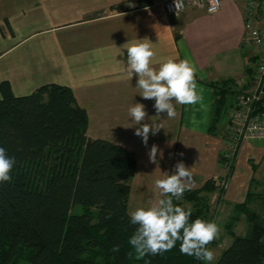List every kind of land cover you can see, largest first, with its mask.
Instances as JSON below:
<instances>
[{"label":"crops","instance_id":"crops-1","mask_svg":"<svg viewBox=\"0 0 264 264\" xmlns=\"http://www.w3.org/2000/svg\"><path fill=\"white\" fill-rule=\"evenodd\" d=\"M164 1L140 6L139 0H0V82L8 80L16 95L45 83L70 86L88 111V136L121 144L138 157L136 172L128 180L129 210L148 203L160 171L171 174L182 161L191 168L192 188L209 179L224 185L221 200L219 188L203 194L211 206L216 202L222 207L220 216L228 210L232 215L249 190L264 191V144L243 140L232 174L221 181L227 174L221 155L228 150L225 131L230 121L227 115L216 132H210V83L246 77L251 57L243 43L247 0H222L214 13L188 7L176 15L167 13ZM136 39L152 43L154 66L163 57L189 60L202 99L175 105L174 118L166 113L155 117V101L144 100L136 87L138 76L130 80L126 73L123 45ZM137 102L145 105V123L155 120L163 126L149 134L147 147L135 135L139 125L128 112ZM153 144L158 146V164L149 161Z\"/></svg>","mask_w":264,"mask_h":264},{"label":"trees","instance_id":"trees-1","mask_svg":"<svg viewBox=\"0 0 264 264\" xmlns=\"http://www.w3.org/2000/svg\"><path fill=\"white\" fill-rule=\"evenodd\" d=\"M150 4L152 0H139L140 6ZM245 71L243 85L235 78L210 83V132H216L253 85L254 69L247 65ZM0 92V147L16 160L11 181L0 183V264L23 260L29 264H206L181 254L179 241L171 251L136 258L128 242L136 226L127 213L128 180L136 172L138 157L121 144L88 136V111L70 86L51 82L16 95L11 83L3 80ZM255 106L264 112V98ZM237 148L232 156L221 155L227 166L222 182L232 174ZM218 188L221 200L224 185L209 179L185 191L174 204L187 209L184 202L191 203L190 222L213 221L214 212L203 193ZM256 200L259 210L252 206ZM242 216L248 226L238 234L234 228ZM225 227L232 242L216 264H264V191L249 190L246 200L234 205ZM214 243L216 239L208 247ZM115 245L119 252L112 251Z\"/></svg>","mask_w":264,"mask_h":264},{"label":"clouds","instance_id":"clouds-1","mask_svg":"<svg viewBox=\"0 0 264 264\" xmlns=\"http://www.w3.org/2000/svg\"><path fill=\"white\" fill-rule=\"evenodd\" d=\"M194 3L199 6L198 0H194ZM209 3L210 13L220 7V0H209ZM174 6L178 13L182 9L181 0H174ZM123 47L127 50V76L130 80L134 74L138 76L136 87L140 89V96L144 100L155 101V117L166 113L168 118H174L177 114L175 105H193L202 99L197 91L196 69L189 60L163 57L154 66L152 61L155 53L152 43L147 39L129 41ZM128 112L135 124L139 125L135 135L142 137L147 147L149 134L155 135L163 128L162 124L155 120L151 124L144 122L147 112L142 103L130 105ZM157 152L158 146L153 144L148 152L151 163L158 164ZM15 164V158L0 147V183L11 181L10 173ZM191 177V168L182 161L174 166L171 174L160 171L152 183V199L128 211L130 224L136 226L128 242L137 259L171 251L179 241L181 254L206 264H212L215 260V253L208 245L218 238L219 226L214 221L200 218L190 222L192 209L174 204V199L179 201L185 191L191 190ZM119 250V245L112 248L113 252Z\"/></svg>","mask_w":264,"mask_h":264},{"label":"built area","instance_id":"built-area-1","mask_svg":"<svg viewBox=\"0 0 264 264\" xmlns=\"http://www.w3.org/2000/svg\"><path fill=\"white\" fill-rule=\"evenodd\" d=\"M181 3L182 9L178 13L174 0H165L164 7L167 13L174 15L182 13L188 7L202 8L206 11L210 7L209 0H198L199 6H196L194 0H181ZM260 11H264V0H247L243 43L246 50L249 51L250 48L253 50L252 56H257V59L250 60L248 63L254 69L253 85L239 97L237 105L231 107L228 112L231 123V137L228 140L230 147L236 144L237 148L238 144L245 139L259 142L264 140V112L257 111L255 106L256 101L264 98V24L260 22ZM246 82L247 77L238 80L239 85ZM225 154L231 156V152H225Z\"/></svg>","mask_w":264,"mask_h":264},{"label":"rangeland","instance_id":"rangeland-1","mask_svg":"<svg viewBox=\"0 0 264 264\" xmlns=\"http://www.w3.org/2000/svg\"><path fill=\"white\" fill-rule=\"evenodd\" d=\"M259 17H260V22L262 24H264V11H260V14H259ZM249 54H251V56L254 54L253 50L250 48L249 49ZM242 78V77H241ZM230 126H231V123L229 122V126L227 127L226 129V138H227V142H226V146H225V149H231L230 151H225L224 150V153L225 152H231V156L233 154V152L235 151V148H236V144H233V148L230 147V145L228 144V140L230 139L231 137V134H230ZM257 141V140H255ZM262 144H264V140L263 141H260ZM223 170H227V166L223 165ZM263 173H264V165H263ZM225 174V173H224ZM216 202H213L212 203V206H211V210L212 212H214V216H213V221L219 226V235H218V238L216 239L217 240V243L215 244H211L209 246V248L211 250L214 251L215 253V260L212 262V264H216L220 255H221V252L223 251L224 248H226L229 244V241L231 240V236L228 234L227 230H226V227H225V224L227 223V221L229 220L231 214H229V210L227 211V213H225V215L223 216V213L221 214V216L219 215L220 212L222 211V207L219 206V205H216L215 204ZM184 206L187 207V206H191V203H188V202H184ZM255 209L259 210L260 207H259V204H254L252 205ZM76 211L80 212L81 209L78 207L76 208ZM223 216V217H222ZM242 220L240 222H238L236 225H235V231L236 233L240 234V233H244L247 229V226H248V222L246 221L245 217L242 216ZM232 242V240H231ZM230 242V243H231ZM22 264H29L28 261L26 260H23L21 261Z\"/></svg>","mask_w":264,"mask_h":264}]
</instances>
